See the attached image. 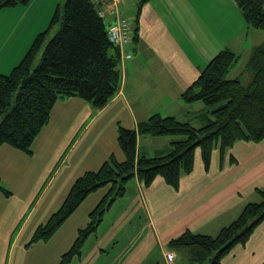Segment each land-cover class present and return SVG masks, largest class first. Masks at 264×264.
Here are the masks:
<instances>
[{"label": "crops", "instance_id": "1", "mask_svg": "<svg viewBox=\"0 0 264 264\" xmlns=\"http://www.w3.org/2000/svg\"><path fill=\"white\" fill-rule=\"evenodd\" d=\"M140 1L130 0L124 12L125 0H120L118 12L105 16L109 24L120 16L135 20L140 11L138 41L124 50L120 88L108 104L95 109L77 96L61 98L34 140L31 154L9 144L0 147V183L10 192L7 195L0 189V264H61L63 254L72 248L79 229L89 223L91 211L110 186L90 194L49 241L29 243L36 229L61 207L79 176L99 169L111 155L126 159L118 140L119 124L136 128L156 112L190 120L199 110L191 113L187 107L192 103H187L177 113V103L170 106L171 99L196 80L203 62L224 48L233 50L223 43L232 31L224 34L223 24L237 23L242 31L252 29L234 0H146L139 10ZM105 2L111 8V0ZM220 3H228L229 8ZM228 12L236 18L224 21ZM256 33L260 41L252 43V48L264 40L262 33ZM128 52L131 57H125ZM173 140L172 136L140 134L138 154H164ZM263 186L264 139L236 142L223 160L217 148L209 168L198 150L194 170L181 176L177 188L162 177L148 187L138 178L131 180L126 194L116 200L98 231L87 239L82 255L69 264H138L139 259V264H185L179 252L168 247L169 241L187 230L217 235L248 202L259 200L256 189ZM116 206L125 207L120 217ZM151 240L157 245V256L145 262L141 251H133ZM167 250L175 252L174 260L166 258ZM222 264H264V221Z\"/></svg>", "mask_w": 264, "mask_h": 264}, {"label": "trees", "instance_id": "2", "mask_svg": "<svg viewBox=\"0 0 264 264\" xmlns=\"http://www.w3.org/2000/svg\"><path fill=\"white\" fill-rule=\"evenodd\" d=\"M30 1L0 0V10L28 5ZM145 1H140L139 10ZM234 1L250 27L264 30V0ZM139 16L140 11L135 18V41L139 37ZM56 24L59 28L50 38ZM127 46L110 40L108 23L99 14L95 0L59 3L50 25L36 35L21 60L9 72H0V147L9 144L31 154L34 140L61 98L77 96L95 109L105 107L120 88V64ZM252 51L248 66L254 77L248 84L240 77H228L239 55L226 48L213 56L182 92L181 97L187 103H205V110L200 113L205 120L201 127L159 112L140 121L136 128L119 124L118 140L126 159L120 161L111 155L99 169L79 176L61 207L36 229L29 244L49 241L90 194L110 186L91 211L89 223L79 229L72 248L63 254L61 264H69L82 255L87 239L98 231L108 211L126 194L127 185L134 178L148 187L162 177L177 188L181 176L194 170L198 150L209 168L217 148L223 160L226 151L238 141H262L264 42ZM140 134L183 138L173 140L168 153L148 156L138 154ZM0 189L10 194L1 183ZM256 194L260 200L248 202L240 215L217 235L187 230L170 240L168 247L190 250L189 264H222L223 258L236 245L246 244L264 221V186L257 188Z\"/></svg>", "mask_w": 264, "mask_h": 264}, {"label": "rangeland", "instance_id": "3", "mask_svg": "<svg viewBox=\"0 0 264 264\" xmlns=\"http://www.w3.org/2000/svg\"><path fill=\"white\" fill-rule=\"evenodd\" d=\"M65 1L66 0H31L28 5H18L16 7L4 8L0 10V69L1 70L5 69V71L9 72L10 69L13 67L12 64L14 63L17 64L21 60L23 55L30 48L36 35L42 30H45L50 25L58 4L64 3ZM129 4H130V0H125V2L122 5L123 6L122 9L124 12L126 11V8H124V6L127 7ZM219 6H221L224 9L229 8L228 3H224V4L220 3ZM14 14H18L20 18L18 19L15 18L16 20L12 18ZM217 15L221 16L219 9ZM228 17L231 19L236 18L232 12H228V16H226V19L224 18V21L228 20ZM242 17L244 21H246L243 15ZM130 18L131 20H134L133 17ZM223 26L225 27L224 34L228 33L230 29H232L231 33L224 38L223 43L225 45L230 46V48L232 47V49L235 50V52L237 50L238 52L236 53H238L239 55V60L234 65V69L233 71H231L232 72L231 74L232 75L236 74L246 85L254 77L253 69H251L248 66L250 57L253 53L252 49L254 48L251 47V44L260 41V35L256 33V31L262 33L264 37V30L260 28L252 27L250 31L247 30L242 31L240 30V25H238L237 23L235 24L225 23L223 24ZM58 28H59V24L54 25V28L49 34L50 38L55 34ZM253 29L256 31H254ZM188 42L191 45L190 40ZM263 42L264 40H262V42H260L259 44ZM239 43L242 45H239ZM207 63L208 61L203 62L204 67L207 65ZM232 75H228V77H232ZM186 88H184V90ZM183 91H181V93H179L178 95L175 94L174 97L171 99L172 104L170 106L175 105L177 103L175 108L177 113H179L181 109L186 108L181 106L185 104L187 105V102H185L183 98L180 97ZM202 106H205V103H203L202 101H196L192 103L191 107H187L190 108L191 113L198 110L199 112H197L195 116H191L190 120H186V121H190L193 124L196 123L198 127H201L205 122V120L203 121L202 117L200 116V113L203 112ZM168 114H169L168 112L163 113V115H168ZM194 117L198 118L199 122H197L196 121L197 119H195ZM169 136H172V138H174L175 140L183 138L182 136L179 135H169ZM149 149L150 152L153 151L152 153L153 154L155 153L153 146H150ZM125 211H126L125 207L118 209V207L116 206L115 208V212H118L117 217H120ZM111 221L112 219L109 220V222ZM122 222H125V220H123ZM120 246H122L123 248L124 243H122ZM176 250L180 254V259L183 262H185V264H189L188 261H190L189 255H191V251L186 249H176ZM138 251L140 254L142 252L144 256V260L145 262H147L148 260H152L153 258H156L157 245L153 240H151L150 243L146 244L143 248H140V246H138V248H135L133 252L137 253ZM167 251H172V250H167ZM137 262L139 264L141 263V260L139 259Z\"/></svg>", "mask_w": 264, "mask_h": 264}, {"label": "built area", "instance_id": "4", "mask_svg": "<svg viewBox=\"0 0 264 264\" xmlns=\"http://www.w3.org/2000/svg\"><path fill=\"white\" fill-rule=\"evenodd\" d=\"M112 1L111 8H107L104 0H95L96 4L100 5V15H104L106 10L110 13H115L117 11L119 0ZM101 7H103V9ZM108 35L110 40L115 44L125 46L133 39L132 23L125 17H119L116 21L109 24ZM127 56L129 57L131 54H127ZM166 257L168 260L172 261L175 258V253L173 251H168Z\"/></svg>", "mask_w": 264, "mask_h": 264}]
</instances>
